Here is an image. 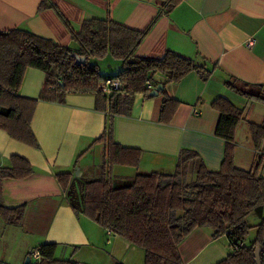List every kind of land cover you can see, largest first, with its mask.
Returning <instances> with one entry per match:
<instances>
[{
    "label": "crops",
    "instance_id": "1",
    "mask_svg": "<svg viewBox=\"0 0 264 264\" xmlns=\"http://www.w3.org/2000/svg\"><path fill=\"white\" fill-rule=\"evenodd\" d=\"M41 3L45 7L40 8ZM163 4L164 0H0V30L19 27L75 48L72 34L93 19H110L134 30L150 26L136 55L161 58L170 51L204 63L209 73L203 77L193 71L179 82H166L156 74L147 95L131 97L128 114L112 116L113 140L140 149L141 158L137 166H112L110 177L125 181L137 173H172L183 149L197 152L208 169L218 170L224 142L215 135L219 113L211 101L217 97L244 110L235 132L234 164L250 169L259 157L264 158L249 135V123L264 121V104L232 91L224 81L233 76L264 83V0H180L170 12ZM249 39H253L251 45ZM115 61L109 57L100 61L101 66H116L114 73L107 71L104 76L114 75L121 67ZM44 80L42 70L27 68L18 94L37 98ZM157 86L180 102L166 124L158 120L160 89L150 94ZM107 120L108 112L95 108L92 94L67 93L63 102L37 101L30 122L36 147L0 129V166H7L14 154L32 166L29 176L0 183L4 206H25L19 224H6L0 218L1 261L28 264L27 258L34 260L32 250L53 242L56 259L79 264H144L141 248L76 212L55 177L60 172L74 177L78 168L74 177L77 191L79 182L98 177L105 145L94 140L105 130ZM260 146L264 148V143ZM259 174L264 177V162ZM256 215L259 222L264 207ZM178 252L183 264H215L231 247L225 235L213 238L209 228L197 227L180 242Z\"/></svg>",
    "mask_w": 264,
    "mask_h": 264
},
{
    "label": "trees",
    "instance_id": "2",
    "mask_svg": "<svg viewBox=\"0 0 264 264\" xmlns=\"http://www.w3.org/2000/svg\"><path fill=\"white\" fill-rule=\"evenodd\" d=\"M179 1L164 0L163 8L170 12ZM149 27L134 30L110 19H93L84 22L79 33L72 34L75 48L55 44L19 27L0 30V129L13 139L36 147L30 122L38 100L63 102L67 93L92 94L95 108L108 112L105 130L94 140L105 145L98 177L79 182L77 191L71 184L74 178L71 173L55 175L69 193L67 197L76 212L141 248L144 264H183L178 245L197 227L209 228L213 238L223 235L228 238L231 252L215 264H256L253 255L256 244L262 246L260 263L264 264V217L255 225L252 237L246 221L250 213L261 215L264 207V177L259 174L264 158L259 157L248 170L235 166V132L244 118V110L229 99L217 97L211 101L219 113L215 135L224 142L218 170L208 169L197 152L183 149L172 173H137L125 181L110 177L112 166H137L141 158L140 149L113 140L112 116L128 114L131 97L147 95L156 74L164 76L166 82H179L193 71L203 77L209 73L204 63L197 64L170 51L161 58L136 55ZM76 56L84 57V62H78ZM108 57L121 62L112 76H104L100 71V61ZM29 67L45 73L37 98L18 94ZM108 77L118 80L122 88L106 95L99 85ZM224 83L239 95L264 104V83H249L233 76ZM160 94L158 120L166 124L180 102L169 97L164 88ZM249 135L254 147L262 152L264 121L249 123ZM31 173L30 162L14 154L7 166H0V183ZM24 209L23 204L6 207L0 202V218L6 224H19ZM55 249L56 243L41 244L37 248L39 260L28 264H79L71 259H56ZM0 264L9 263L0 260Z\"/></svg>",
    "mask_w": 264,
    "mask_h": 264
},
{
    "label": "built area",
    "instance_id": "3",
    "mask_svg": "<svg viewBox=\"0 0 264 264\" xmlns=\"http://www.w3.org/2000/svg\"><path fill=\"white\" fill-rule=\"evenodd\" d=\"M253 42V39H249L247 41V44L248 45H251ZM99 88L100 90L105 93L106 95H109L111 94L112 92L114 91H119L121 88H122V85L121 83L116 80L115 78H112V77H108L106 78L105 80H103L100 85H99ZM197 113V112H196ZM261 151L264 152V148H261ZM31 257L34 259V260H39L40 256H39V252L37 249L35 250H32L31 251Z\"/></svg>",
    "mask_w": 264,
    "mask_h": 264
},
{
    "label": "rangeland",
    "instance_id": "4",
    "mask_svg": "<svg viewBox=\"0 0 264 264\" xmlns=\"http://www.w3.org/2000/svg\"><path fill=\"white\" fill-rule=\"evenodd\" d=\"M118 62L119 61H117L116 63H118ZM107 64H105V65L102 64L100 71L102 73H105L107 71H109L111 73H114V71H116V66H112V67L110 66V67H108ZM258 219L259 218L257 217L256 213H250L248 215V217L246 218L247 223L251 226L250 231H249V236H251V235H253L255 233V229H256L255 228V225H256V223H258ZM32 262H34V260Z\"/></svg>",
    "mask_w": 264,
    "mask_h": 264
},
{
    "label": "water",
    "instance_id": "5",
    "mask_svg": "<svg viewBox=\"0 0 264 264\" xmlns=\"http://www.w3.org/2000/svg\"><path fill=\"white\" fill-rule=\"evenodd\" d=\"M76 60L78 62H84V57L76 56ZM160 87L161 86H157L156 89H154L153 91L150 92V94L157 93V91L160 89ZM77 171H78V168H77V170H76V172L74 174L75 176H77ZM74 182H75V179L73 178L72 181H71V184H73ZM67 194L69 195L68 192H67ZM261 250H262V246L260 244H256V246L254 248V252H253L256 264H261L260 263V252H261ZM26 262L29 263V258L26 259Z\"/></svg>",
    "mask_w": 264,
    "mask_h": 264
}]
</instances>
